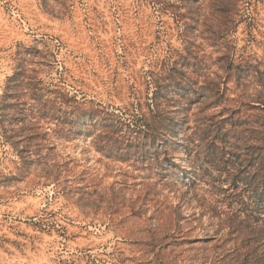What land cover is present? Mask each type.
I'll return each mask as SVG.
<instances>
[{"label": "rangeland", "instance_id": "1", "mask_svg": "<svg viewBox=\"0 0 264 264\" xmlns=\"http://www.w3.org/2000/svg\"><path fill=\"white\" fill-rule=\"evenodd\" d=\"M0 264H264V0H0Z\"/></svg>", "mask_w": 264, "mask_h": 264}, {"label": "trees", "instance_id": "2", "mask_svg": "<svg viewBox=\"0 0 264 264\" xmlns=\"http://www.w3.org/2000/svg\"><path fill=\"white\" fill-rule=\"evenodd\" d=\"M138 107H139V105H138ZM138 107H134V110L133 109L130 110V112H132V113H129V114L132 117V121L134 123L139 124L140 126H144L146 128H149V124L146 122V118L144 117V114L142 116V112L138 113V111H139Z\"/></svg>", "mask_w": 264, "mask_h": 264}]
</instances>
